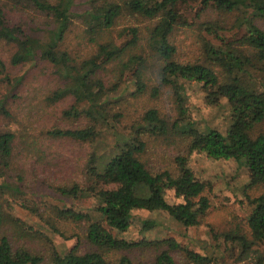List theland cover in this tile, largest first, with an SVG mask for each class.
Masks as SVG:
<instances>
[{"label": "trees", "instance_id": "trees-1", "mask_svg": "<svg viewBox=\"0 0 264 264\" xmlns=\"http://www.w3.org/2000/svg\"><path fill=\"white\" fill-rule=\"evenodd\" d=\"M17 1L29 3L51 18L54 29L43 41L12 24L0 6V41L17 48L11 64L31 66L44 61L53 65L64 86L54 92L51 101L72 97L74 104L63 116L94 124L80 129L57 128L48 131L49 136L94 143L100 135L95 125H107L122 116L120 112L112 114L116 102H111L110 97L129 82L134 87V97L146 93L152 81L159 85L152 90L154 97H159L163 87H170L177 117L170 123V118L158 110H148L131 138L118 139L110 158L91 154L82 183L52 188L78 203V209L53 207L54 223L47 221L60 238L74 240L66 253L58 252L51 244L49 255L43 256L25 246L24 238H37L40 232L10 216L14 202L6 195L11 191L20 194V190L6 180L0 183V231L6 230L0 235V264H180L177 254L188 263L210 264V258L183 247L173 238L130 240L126 234L134 224L141 232L158 226L156 219L139 217L140 212L167 214L186 228L200 225L210 209L205 195L210 185L198 179L189 166L192 155H204L213 162L234 161L248 172V191L264 186V133L255 134L256 127L264 121V29L260 25L264 24V0H90L89 9L79 15L72 12V0L56 4L46 0ZM209 11L235 19L229 26L202 22ZM125 13L152 25L123 27L113 38V29ZM75 18L81 19L86 35L97 44L96 52L81 63H74L71 55L60 49ZM196 26L201 28L207 65L177 62L172 34L177 28ZM0 67L5 69L1 60ZM187 84L200 88L208 106L221 107L222 102L228 105L229 128L225 134L212 128L201 130L190 120ZM1 114L9 116L3 105L0 118ZM146 134H173L184 142V152L174 159V171L147 168L141 160ZM15 139L14 132L0 130L2 177L14 163ZM170 195L175 202L169 201ZM245 195L252 208L248 216L252 241L262 243L264 193L254 198L248 192ZM21 207L45 220L47 213H41L39 206ZM58 224L83 226L84 239L93 250L81 253L80 235L67 237ZM11 229L17 240L7 234ZM225 240L238 243L243 253L250 246L246 235L226 234ZM137 250L151 251L155 257L150 262H136L128 254Z\"/></svg>", "mask_w": 264, "mask_h": 264}, {"label": "rangeland", "instance_id": "rangeland-1", "mask_svg": "<svg viewBox=\"0 0 264 264\" xmlns=\"http://www.w3.org/2000/svg\"><path fill=\"white\" fill-rule=\"evenodd\" d=\"M46 1L56 4L60 0ZM89 2L90 0H72V12L78 15L84 13L89 9ZM0 6L12 24L20 25L26 33L43 41H47L49 32L54 29L52 19L37 12L29 3L0 0ZM234 19L235 17L229 14L209 11L203 15L202 22H220L229 26ZM148 25L152 24L139 16L125 13L114 27L112 36L116 38L123 27L144 28ZM260 25L264 29V24ZM171 39L177 47L175 58L177 62L207 65L199 26L191 29L177 28ZM60 49L68 52L74 63H81L96 52L97 44L91 42L86 35V26L81 19L75 18ZM16 50L15 45L0 41V60L5 64V69L0 67V106L3 105L9 113V116L1 114L0 130L16 134L14 163L10 170L3 173V177L0 173V183L6 180L20 190V194L11 191L6 195L10 202H14L10 216L40 232L37 238L33 239L32 236L24 238L25 246L31 247L34 252L43 256L49 255L51 244L58 252L66 253L74 240L60 238L47 221L52 222L55 219V215L52 214L53 207L78 209V203L59 195L52 188L82 183V174L91 154L96 152L106 157V160L110 158L118 139L131 138L134 128L142 123V118L148 110H158L170 118L172 123L177 117L175 98L170 87H163L159 97L152 96L153 88L159 86L153 81L149 83L146 93L134 97L131 95L134 87L129 82L123 84L118 92H112L110 97L111 102H116L112 114L120 112L122 116L118 121L110 120L107 125H95L100 135L94 143L53 138L48 135V131L57 128L80 129L94 124L87 120L66 119L63 112L74 104V99L69 97L56 103L51 101L54 92L64 86V81L54 66L44 61L31 66H13L11 58ZM186 87L190 120L201 130L212 128L225 134L229 128L228 105L222 102L221 107H210L205 103L203 93L197 85L187 84ZM259 133H264V121L256 127L255 134ZM143 141L146 143V150L141 155V160L147 168L174 171L175 157L184 152L182 140L173 134L159 137L146 134ZM190 158L189 166L197 178L210 185L205 192L210 201V209L202 218L200 225L186 228L167 214L150 215L147 212H140L137 214L139 217L156 219L158 226L150 231L141 232L138 224H134L126 237L130 240L173 238L183 247L210 258L212 260L210 264H264V242L252 241L248 226V216L252 208L249 207L245 195L248 192L251 198L257 197L264 193V186L248 191L246 188L249 183L248 172L234 161L213 162L204 155L197 154ZM106 160L103 159V162ZM169 201L175 202L172 195L169 196ZM22 204L39 206L41 213L44 215L47 213L45 220L33 216L21 207ZM58 228L67 237L80 235L81 253L93 250L84 239L83 226L58 224ZM5 231L1 230L0 235ZM7 234L13 236L15 240L18 239L12 229ZM226 234L246 235L250 243L248 250L243 253L238 243H227ZM128 256L136 262H150L155 253L137 250ZM175 257L180 264H192L185 261L181 255L177 254Z\"/></svg>", "mask_w": 264, "mask_h": 264}]
</instances>
